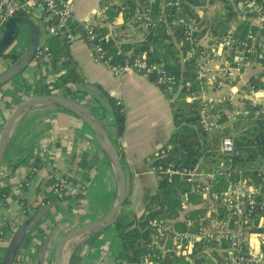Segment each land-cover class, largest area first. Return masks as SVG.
Returning <instances> with one entry per match:
<instances>
[{
    "label": "crops",
    "instance_id": "0c3cea01",
    "mask_svg": "<svg viewBox=\"0 0 264 264\" xmlns=\"http://www.w3.org/2000/svg\"><path fill=\"white\" fill-rule=\"evenodd\" d=\"M72 1L75 40L70 44V51L86 82L78 89L88 93L68 96L89 108L107 128L122 157L127 181L132 183L127 207L140 217L157 190L150 157L165 148L174 131L172 103L180 99L179 91L170 95L143 74L115 76L105 65L95 63L80 24L84 21L95 24L96 12L106 0ZM122 16L120 14L116 22L110 23L112 33L125 23ZM126 25L133 32L132 41L142 40L143 35L136 25L130 22ZM42 34L43 40L39 45L47 41L44 28ZM206 34L208 37L204 44L216 46L214 40L218 37ZM29 40L30 37L22 45L26 43L27 47ZM209 57L211 69L215 72L222 57L213 53ZM10 63L0 55V74L9 68ZM259 73H264V67L260 65H250L235 81L224 79L220 73H198L202 89L194 98L211 108L230 102L233 109L229 111L223 107L221 111L224 113L242 109L245 106L243 101L253 99L254 95L246 91L245 86ZM43 75L47 80L54 78L49 64H31L20 76L0 85V137L16 106L41 95L38 88ZM220 82L222 86L216 87ZM258 96V101L264 103V92ZM187 99L193 100V97ZM116 107L125 114V129L120 138L116 130ZM51 166L68 177L70 184L63 200L55 199L41 207L39 204L44 198L45 181L49 178ZM33 168L37 171L31 174ZM27 177H30L31 185L26 188L23 198L11 195L12 187ZM20 200H26L32 208L39 206L37 213L40 215L28 243L20 249L13 264H54L55 249L63 236L100 221L115 206L117 178L109 159L98 146L91 129L66 109L36 107L13 128L6 159L0 167V263L15 233L28 219ZM94 235L96 237L91 242L89 238L92 235H89L75 239L69 245L65 254L68 264L71 258L74 264H119L117 255L122 247L115 226Z\"/></svg>",
    "mask_w": 264,
    "mask_h": 264
},
{
    "label": "trees",
    "instance_id": "16d2710c",
    "mask_svg": "<svg viewBox=\"0 0 264 264\" xmlns=\"http://www.w3.org/2000/svg\"><path fill=\"white\" fill-rule=\"evenodd\" d=\"M178 1L179 6H175ZM238 0H155L152 6V16L157 19L163 15L164 8L169 18L185 17L194 20L202 29L200 35L211 33L214 37L233 36L238 40L245 39L250 33L258 37L257 49L264 56V44H260V37L264 35V29L248 21L240 19L236 4ZM149 5L148 0H119L108 10L104 25L97 27L99 41L102 43L107 56L112 61L122 63L125 60H133L146 56L153 63H164L168 71L174 74L181 82L179 87V100L172 103L174 131L165 144V148L152 155V165L173 164L176 168L193 167L199 164L200 170L206 174L214 173V179L205 178L212 185V192H223L235 185L241 179H246L249 185L258 187L264 192V175L260 170L264 169V103L252 105L251 100L245 99L244 107L247 115L239 116L235 121H228L226 113L221 109L231 111L233 105L225 102L222 106L211 108V118L219 115L218 124L222 127L208 131L201 123V100L194 98L201 91V79H199L198 60L199 55L188 56L189 44L183 34L177 28H168L163 21H157L155 27L136 29L143 35L142 40L132 41L133 32L126 23L145 12ZM123 15L124 24L112 33L110 23L116 22L119 15ZM21 17H14L17 22ZM83 38L86 35L82 32ZM50 58L35 59L36 66L49 64L55 75L52 80L41 76L38 91L41 95L56 94L68 96L69 94H85L87 90L78 88L85 85V79L76 61H74L70 43L62 36L54 37L46 41ZM1 55L11 63L19 58V54H11L7 50ZM153 82L154 79H151ZM189 86H186V84ZM264 88V73H259L249 79L245 86L246 91H259ZM177 91V92H178ZM107 95V94H105ZM108 96V95H107ZM193 97L190 102L186 98ZM111 102H114L110 98ZM117 136L120 138L125 129V114L120 107L115 109ZM232 137L238 154L232 158L220 155V143L223 137ZM224 165L221 166L220 162ZM40 159L37 160V167ZM151 165V167H152ZM157 178V190L149 202L144 214L137 216L128 209L130 197L123 206L120 217L115 224L117 236L121 243V251L117 255L119 264H224L218 248L229 247L226 241L220 246L210 243L184 244L180 248L171 240L162 239L149 221L159 219L171 225L177 232L197 233L201 228H210L214 220H224V208L210 204V197L197 191L195 185L176 177L173 183H169L163 175L154 174ZM54 177L49 176L45 181L44 198L42 201H54L52 193ZM132 183L128 182V190L131 191ZM187 195V200L184 199ZM24 207L27 220L33 219L34 229L40 213L38 207L32 208L26 200L19 201ZM217 207H219L217 209ZM216 208L217 210H215ZM30 209V210H29ZM254 215L256 225L258 218ZM35 219V220H34ZM233 221V225H235ZM252 232L264 233V230L251 229ZM170 233V230L168 231ZM30 235L24 240L20 249L29 240ZM96 235L90 236V242ZM168 236H166L167 238ZM245 249V244L239 242ZM20 251V250H19ZM223 257V258H222ZM2 264V262L0 263ZM69 264H74L73 258Z\"/></svg>",
    "mask_w": 264,
    "mask_h": 264
},
{
    "label": "built area",
    "instance_id": "2783aa9c",
    "mask_svg": "<svg viewBox=\"0 0 264 264\" xmlns=\"http://www.w3.org/2000/svg\"><path fill=\"white\" fill-rule=\"evenodd\" d=\"M149 5L145 12L138 15L130 24L138 25L148 29L155 27L157 21H163L168 28H177L183 34L184 39L188 42V56L199 55L198 68L204 74L211 72L220 73L221 77L227 80L235 81L241 77L245 70L250 65H260L264 67V56L258 51V37L250 33L245 39L238 40L233 36H225L214 40V47H207L204 41L207 39V34L200 35L201 27L194 20L185 17L169 18L163 10V15L157 19L152 16V6L155 0H148ZM116 0H106L105 4L96 12L97 22L91 23L88 21L81 22L80 29L86 35V41L89 44V49L95 63L105 65L115 76H122L129 73H140L161 86L168 94L174 95L181 85L177 77L166 68L164 63H153L146 56L137 57L133 60H125L122 63L112 61V57L107 56L102 43L99 41L97 27L104 25L107 19V13L112 4ZM175 6H179L178 1ZM239 18L248 19L260 28L264 29V0H238L236 4ZM14 17H25L30 19L36 25H41L47 35V40L62 36L68 43L75 40V27L73 26V1L72 0H0V34L5 31L6 23ZM208 33V32H207ZM260 44H264V35L260 37ZM213 44V45H214ZM218 48V50H215ZM213 53L215 56L222 57L220 64L216 70L211 69V59L209 55ZM50 58L49 48L46 43L40 45L36 52V59ZM186 86H189L187 83ZM222 82L216 87H221ZM213 88L214 85H212ZM264 92V89L253 93V99L250 98L252 105L260 103L258 94ZM187 102L192 101L187 99ZM225 101V100H223ZM121 105V102H118ZM201 123L205 129L212 131L213 129L222 127L218 124L219 115L211 118V107L203 103ZM245 107L235 110L231 113H226L228 121H235L241 115H247ZM219 153L223 157L232 158L238 154L235 149L234 140L232 137L225 136L220 143ZM223 166V161L220 162ZM50 175L54 177L52 185V193L56 200L61 201L65 198L66 191L70 181L68 177L56 172L52 166L50 167ZM37 171L33 168L31 174ZM151 173L163 175L169 183H173L176 177L186 181L188 184L195 185L197 191L204 193L210 197V204L214 206H222L224 208V220H214L210 228H201L199 232H177L172 230L171 225L159 219L149 221L150 228H153L157 235L162 239L171 240L178 248L182 245H192L195 243H204L209 245L220 246L223 241L229 244L225 249L218 248L219 255L226 253L223 258L224 264H264V233L252 232L251 229L257 228L264 230V192L258 187L249 185L246 179H241L235 185L223 192H212V185L206 182L205 178L214 179L215 174H206L200 170L199 164L193 167H185L183 169L176 168L175 165H152ZM264 175V169L260 170ZM31 185L30 177L12 187L10 194L18 199L23 198L25 190ZM187 200V195H184ZM21 204V203H20ZM49 201H41L40 206L46 207ZM22 207H24L21 204ZM219 207H217L218 209ZM217 210L216 208H214ZM24 210V208H23ZM30 210V209H29ZM26 213V211L24 210ZM254 215L258 218V224L254 220ZM256 218V219H257ZM235 221V225H233ZM170 230V233L168 231ZM166 236H168L166 238ZM239 242L245 244V249L239 245ZM145 264H149L148 259Z\"/></svg>",
    "mask_w": 264,
    "mask_h": 264
},
{
    "label": "water",
    "instance_id": "95a60500",
    "mask_svg": "<svg viewBox=\"0 0 264 264\" xmlns=\"http://www.w3.org/2000/svg\"><path fill=\"white\" fill-rule=\"evenodd\" d=\"M26 31L30 35L27 48L24 51H12L11 54H19V58L10 63L9 68L0 74V85L20 76L36 59L39 45V31L37 25L30 19L21 17L17 22L12 19L6 23L5 31L0 37V55L2 51L9 50L16 42L19 34ZM19 42V41H18ZM4 58V57H3ZM96 92L95 89L89 88ZM36 107H60L76 115L94 133L100 149L109 159L117 178V201L113 209L100 221L75 229L63 236L55 249L54 264H68L65 254L69 245L80 237L99 234L117 223L123 206L128 196V181L122 157L111 135L103 122L85 105L69 96L56 94L39 95L28 99L16 106L8 118L0 137V167L6 159L9 148L10 136L16 123L30 110ZM35 220V219H34ZM34 230L33 219L27 220L15 233L10 245L7 247L2 264H13L24 240Z\"/></svg>",
    "mask_w": 264,
    "mask_h": 264
},
{
    "label": "rangeland",
    "instance_id": "374dc122",
    "mask_svg": "<svg viewBox=\"0 0 264 264\" xmlns=\"http://www.w3.org/2000/svg\"><path fill=\"white\" fill-rule=\"evenodd\" d=\"M37 26H38V25H37ZM38 30H39V34H40L39 42H41V41L43 40V34H42V30H43V28H42L41 25L38 26ZM29 37H30V35H29L28 32H26V31H22V32L19 34V36H18L16 42H14V43L10 46L8 52H12V51H15V50L18 51V52H20V51H24L27 47H26V43L23 44V45H22V43L25 42L26 40L28 41V38H29ZM18 41H19V42H18ZM34 64H35V63H33L32 65H34Z\"/></svg>",
    "mask_w": 264,
    "mask_h": 264
},
{
    "label": "flooded vegetation",
    "instance_id": "af4514ba",
    "mask_svg": "<svg viewBox=\"0 0 264 264\" xmlns=\"http://www.w3.org/2000/svg\"><path fill=\"white\" fill-rule=\"evenodd\" d=\"M0 51H1V48H0ZM33 63H34V62H33ZM33 63H32V64H33Z\"/></svg>",
    "mask_w": 264,
    "mask_h": 264
}]
</instances>
